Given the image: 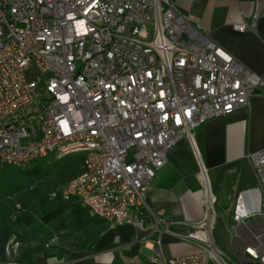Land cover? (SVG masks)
Instances as JSON below:
<instances>
[{
  "label": "built area",
  "instance_id": "2783aa9c",
  "mask_svg": "<svg viewBox=\"0 0 264 264\" xmlns=\"http://www.w3.org/2000/svg\"><path fill=\"white\" fill-rule=\"evenodd\" d=\"M255 92L264 79L171 0H0V165L82 155V172L48 198L110 225L147 209L149 181L179 141ZM249 162L257 187L236 194L231 257L212 240L215 198L201 174L204 215L185 237L198 251L155 249L148 264H264V151Z\"/></svg>",
  "mask_w": 264,
  "mask_h": 264
},
{
  "label": "crops",
  "instance_id": "0c3cea01",
  "mask_svg": "<svg viewBox=\"0 0 264 264\" xmlns=\"http://www.w3.org/2000/svg\"><path fill=\"white\" fill-rule=\"evenodd\" d=\"M171 1L192 25L264 79V0ZM253 21L254 29H236ZM261 151L264 92H255L245 107L208 120L191 140H181L170 150L164 166L149 181L147 209L139 216L132 212L138 217L135 222L110 225L91 246L37 255L31 264H148L155 249L165 258L194 254L198 246L185 237L205 211L200 175L204 173L212 195L210 177L223 184L226 202L231 198L233 206L238 192L257 187L249 157ZM156 217L162 220L159 224ZM14 239L11 231H0V264H21L9 251Z\"/></svg>",
  "mask_w": 264,
  "mask_h": 264
},
{
  "label": "trees",
  "instance_id": "16d2710c",
  "mask_svg": "<svg viewBox=\"0 0 264 264\" xmlns=\"http://www.w3.org/2000/svg\"><path fill=\"white\" fill-rule=\"evenodd\" d=\"M82 155H70L56 159L46 157L23 169L0 165V231L9 230L19 237L27 228L34 225L48 226L58 222L62 229L79 233L89 242V246L109 225L104 220L89 215L86 208L78 202L51 201V191L67 183L82 172ZM21 231V232H20ZM47 235L34 246L22 251L17 261L31 264L37 255L49 257L45 242Z\"/></svg>",
  "mask_w": 264,
  "mask_h": 264
},
{
  "label": "rangeland",
  "instance_id": "374dc122",
  "mask_svg": "<svg viewBox=\"0 0 264 264\" xmlns=\"http://www.w3.org/2000/svg\"><path fill=\"white\" fill-rule=\"evenodd\" d=\"M210 189L215 198L213 207L214 221L211 231V237L216 247L228 257H231L229 250V234L227 228L231 225V198L226 202L227 196L223 189V184L217 182L216 179L210 177ZM58 222H52L48 226L34 225L36 229L27 228L26 232H21L19 237H15L12 242V248L9 251L18 258L22 251L28 246H34L37 242L47 235L49 230L50 235L45 242V250L51 254H58L63 249L81 248L89 245V242L79 233H70L68 229H62L58 226ZM110 226V224H108ZM148 252L141 249V255L147 256ZM151 254V253H150ZM208 256H205L207 261ZM124 264H133L128 261Z\"/></svg>",
  "mask_w": 264,
  "mask_h": 264
},
{
  "label": "bare ground",
  "instance_id": "6f19581e",
  "mask_svg": "<svg viewBox=\"0 0 264 264\" xmlns=\"http://www.w3.org/2000/svg\"><path fill=\"white\" fill-rule=\"evenodd\" d=\"M202 175H203L204 182L206 183V186H207V180H206V178H205V175H204V173H202ZM208 196H209V198H210V193H209V190H208Z\"/></svg>",
  "mask_w": 264,
  "mask_h": 264
}]
</instances>
